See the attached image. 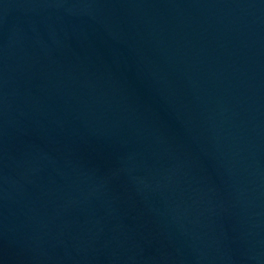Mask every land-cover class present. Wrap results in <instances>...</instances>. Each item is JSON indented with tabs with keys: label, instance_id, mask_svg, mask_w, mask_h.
Here are the masks:
<instances>
[{
	"label": "water",
	"instance_id": "95a60500",
	"mask_svg": "<svg viewBox=\"0 0 264 264\" xmlns=\"http://www.w3.org/2000/svg\"><path fill=\"white\" fill-rule=\"evenodd\" d=\"M0 264H264V0H0Z\"/></svg>",
	"mask_w": 264,
	"mask_h": 264
}]
</instances>
